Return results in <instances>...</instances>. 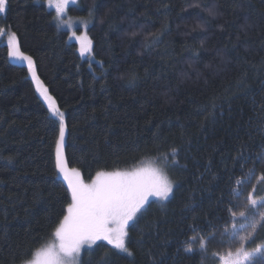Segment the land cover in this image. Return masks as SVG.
<instances>
[{
  "label": "trees",
  "instance_id": "1",
  "mask_svg": "<svg viewBox=\"0 0 264 264\" xmlns=\"http://www.w3.org/2000/svg\"><path fill=\"white\" fill-rule=\"evenodd\" d=\"M67 15L87 20L93 62L45 0H6L0 14L9 33L0 40V264H25L54 243L71 199L56 168L59 120L41 89L65 114L63 156L85 183L97 171L150 164L173 185L131 222V255L96 243L82 264H220L213 253L228 251L218 241L232 214L235 251L251 231L240 224L264 213V204H248L253 190L264 200V0H78ZM10 32L35 78L26 61L9 57ZM262 245L259 228L246 250ZM262 260L256 253L249 264Z\"/></svg>",
  "mask_w": 264,
  "mask_h": 264
},
{
  "label": "snow or ice",
  "instance_id": "2",
  "mask_svg": "<svg viewBox=\"0 0 264 264\" xmlns=\"http://www.w3.org/2000/svg\"><path fill=\"white\" fill-rule=\"evenodd\" d=\"M49 7L54 6L57 18L60 19L66 12L72 0H45ZM6 12V0H0V13ZM210 16L216 15L215 9H208ZM91 15V11H90ZM4 30L0 29V33ZM81 43L80 52L84 54L90 50L91 41L86 36L77 37ZM9 57L27 61L29 70L35 78L32 58L25 55L19 48L18 38L13 32L8 38ZM39 83V81H37ZM41 95L47 101L48 109L53 117L59 118V138L56 142V168L67 182V190L70 193V203L67 204L65 214L54 228V243L46 244L36 250L32 259L25 264H82L81 250L84 245H93L97 241H107L113 248L121 252L129 251L126 240L130 222H133L138 213H142L149 197L167 200L173 191V185L163 169L139 168L132 171H97L91 183H85L81 173L75 168L68 169L63 156L65 142V114L56 106L52 96L47 94V89H41ZM173 161L177 155V149L171 150ZM168 159L167 156L164 157ZM264 175V174H262ZM240 183H243L241 181ZM254 191L248 194V204L256 208L258 203L264 204V200L258 202L253 198ZM239 195V189L233 190ZM259 220H255V214L251 224L242 223L240 230L250 227L251 231L241 238L239 246L232 250V242L238 235L235 221L236 214H232L234 221L231 229L225 228L220 234L218 243L223 246L228 244V251L213 258H218L221 264H249L251 258L260 253L264 255V245L258 246L254 252L246 250V245L254 238L259 228H264V213H260ZM239 218L247 222L248 213L242 211ZM215 236L206 238L200 244L199 251L206 253L207 245ZM187 253L194 249L188 247ZM264 264V260L260 261Z\"/></svg>",
  "mask_w": 264,
  "mask_h": 264
},
{
  "label": "rangeland",
  "instance_id": "3",
  "mask_svg": "<svg viewBox=\"0 0 264 264\" xmlns=\"http://www.w3.org/2000/svg\"><path fill=\"white\" fill-rule=\"evenodd\" d=\"M78 0H72V2L70 3V5L67 7V9L70 7V6H72L73 4H75L76 2H77ZM46 6H47V8L50 10H53L54 11V14H55V18H56V20L58 21V27L60 28V29H65V30H68L69 31V36H68V38H69V41L70 42H76L77 43V48H78V53H79V55H80V57L82 58V59H89L90 60V62H93V55H92V48H91V46H90V50L89 51H86L84 54H81V52H80V47H81V43H80V41L77 39V37H81V36H86L87 37V34H86V27H87V20L86 19H83V20H81V19H77V18H71L70 16H68L67 15V9H66V12L64 13V15L62 16V18H60V19H58L57 18V13H56V9H55V7L54 6H52V7H49L48 6V4L46 3ZM0 14H3V13H0ZM79 27H82V32L81 33H78L77 32V28H79ZM0 29H3L4 30V28H0ZM7 34H9L6 30H4L2 33H0V40H2V41H4L3 39H4V36L5 35H7ZM10 35H11V32H10ZM88 38V40H90L89 39V37H87ZM5 42V41H4ZM6 43V42H5ZM23 62H25L24 60H23ZM26 63H27V61H26ZM30 77H32L31 76V74H30ZM33 78V77H32ZM33 81H34V79H33ZM34 84H35V90H36V83L34 82ZM36 94H38V96H39V98L41 99V101L42 102H44V104L46 105L47 104V101L44 99V97L41 95V90H36ZM47 106V105H46ZM47 108H48V106H47ZM48 113H49V115L50 116H52L51 115V113H50V111H49V109H48ZM53 117V116H52ZM58 120H59V118L58 117H56ZM146 167H153V166H151L150 164H147V166ZM136 168V167H135ZM131 170H134V169H131ZM131 170H123V171H131ZM169 178V177H168ZM170 180V179H169ZM92 181H90V183H91ZM170 182H171V180H170ZM172 183V182H171ZM67 185V184H66ZM151 199H154V200H158V198H156V197H149V200H151ZM138 216V215H137ZM130 224H131V222H130ZM53 238L55 239V237L53 236ZM56 242V241H55ZM50 243H53V240L50 242ZM96 243H106V244H108L107 243V241H103V240H101V241H97ZM95 243V244H96ZM94 245V244H93ZM93 245H84L83 247H82V250H81V256H82V254H83V252L86 250V249H90V248H92L93 247ZM109 245V244H108ZM109 246H111V245H109ZM220 264H221V262H220Z\"/></svg>",
  "mask_w": 264,
  "mask_h": 264
}]
</instances>
